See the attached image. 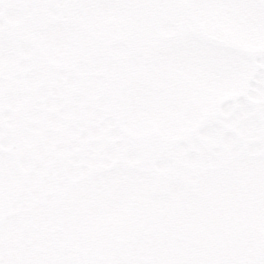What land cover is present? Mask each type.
<instances>
[{"label": "snow or ice", "instance_id": "1", "mask_svg": "<svg viewBox=\"0 0 264 264\" xmlns=\"http://www.w3.org/2000/svg\"><path fill=\"white\" fill-rule=\"evenodd\" d=\"M0 264H264V0H0Z\"/></svg>", "mask_w": 264, "mask_h": 264}]
</instances>
